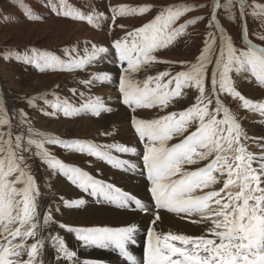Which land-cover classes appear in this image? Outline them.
I'll use <instances>...</instances> for the list:
<instances>
[{
    "label": "snow or ice",
    "instance_id": "6c2138e0",
    "mask_svg": "<svg viewBox=\"0 0 264 264\" xmlns=\"http://www.w3.org/2000/svg\"><path fill=\"white\" fill-rule=\"evenodd\" d=\"M49 6L58 16L86 21L97 28L101 27L100 21L109 19L103 12L86 14L68 10L63 0L60 7L55 3ZM109 8L111 29L116 26L118 16L144 14L151 11L152 6L110 5ZM197 8H209L208 15L194 16L177 26L181 17ZM248 8L251 13L246 11ZM221 9L231 22H236L238 11L242 47L235 45L221 24ZM249 14L264 24V4L256 3V0L251 3L249 0H208L201 4L170 5L160 9L150 22L111 42L123 69L119 81L122 103L133 111L136 108L167 109L170 104L186 97L185 89H195L197 93L194 102L185 109L168 112L156 119L133 117L132 120L139 138L147 141L143 162L157 209L151 222L153 226L160 219L159 209L183 214L184 218L197 217L191 222L206 226L201 235L171 231L157 233L154 227H150L145 264H264V138L260 141L259 154L249 151L246 143L249 138L241 123L220 98L221 94L231 96L240 101L243 108L264 116V100L246 98L233 78L234 74L244 75L264 86V46L249 38ZM26 16L28 19H43L30 11ZM204 20H207V31L202 50L194 62H170L157 56L160 49L187 35L189 25ZM252 35L264 41V33L254 32ZM89 43L90 49L87 47ZM31 52L33 55L17 54L15 58L39 70L59 66L68 71H86L101 54H107L109 48L86 42L81 56L77 47H65L63 52L67 59L36 48H31ZM125 63L126 67H123ZM156 63H179L183 70L175 74L165 70L146 75L142 82L133 81V74L141 70L147 72ZM89 77L79 83L91 88L95 82L110 79L108 73H90ZM71 91L75 94L77 90ZM48 95L46 92L26 96V103L34 112L47 117L62 114L71 118L88 113L100 117L112 111L101 97H84L81 93L83 102L75 106L67 98L56 96L55 92L52 93L56 96L54 101L48 99ZM38 101H43L46 107ZM33 119L23 109L10 113L5 102L0 100V264H45L42 256L46 239L55 242L57 260L79 264L75 259L76 252L68 248L63 238L41 235L44 226L57 222L49 211L41 223L37 202L40 189L28 160L38 158L49 169L59 172L90 195L103 197L120 207L134 203L137 209L147 212L139 199L114 185L94 179L79 167L63 163L46 145L86 153L117 168L125 167L128 162L113 156L111 150L129 153L136 149L115 143L98 145L86 139H63L35 129ZM174 137H181L180 142L169 146L168 142ZM205 161L203 167L194 170L186 167ZM60 199L65 207H79L85 203L83 199ZM59 227L74 232L85 246L107 247L113 243L123 256L136 264L126 247L128 242H134V225L109 229L73 228L59 223Z\"/></svg>",
    "mask_w": 264,
    "mask_h": 264
},
{
    "label": "rangeland",
    "instance_id": "374dc122",
    "mask_svg": "<svg viewBox=\"0 0 264 264\" xmlns=\"http://www.w3.org/2000/svg\"><path fill=\"white\" fill-rule=\"evenodd\" d=\"M122 1H131V7H134V3L140 4L141 1H150L152 9L151 11L144 14H127L124 16H118L115 21L116 26L110 29V24L112 23V14L110 12L109 6L118 5L116 0H63L64 5L67 6V9L73 12L80 11L86 14H91L93 12L105 13V15L109 17V19L100 21V28H97L94 25H90L86 21H80L72 19L70 17L56 15L51 10L49 5L51 3H55L57 7H60L61 0H0V100H3L5 102L8 111L11 113L16 109H23L25 112L29 113L31 117L34 118L33 127L35 129L51 133L63 139H86L98 145H108L113 143L123 145V143L130 142L137 144V146L139 147H137V150L140 149L141 151H145V143L147 141L146 139L142 141L139 138V135L135 132L132 125L133 117L139 118L140 115L143 114V112L147 111L151 117L149 119H156L160 116L166 115L168 112L185 109L194 102V97L197 93L195 89H185L184 91L187 93L186 97L179 100L178 102L170 104L167 109L153 107L151 109L136 108L135 111H133L131 107L122 103V95L119 92V81L121 75L123 74V69L115 53V50L111 48V42L117 38L123 37L127 31L139 28L142 25L150 22L162 8L170 5L207 3L208 0ZM249 3H251V0H249ZM256 3L264 4V0H256ZM137 6L140 5H136L135 7ZM29 11L32 15L41 16L43 17V19H28L26 13H28ZM246 11L251 13V8H248ZM208 13L209 8H197L181 17V19L177 22V26L179 24H183L185 21L194 16H207ZM236 15V22H231L226 18L224 10L221 9L219 12V19L221 24L232 36L235 45L237 47H242L243 41L241 39V24L238 11ZM63 22L66 24H80L81 30H79L77 25L66 26L63 24ZM119 25H124L125 27L121 28L119 27ZM206 25L207 20L189 25L186 29V32L188 33L187 35L178 37L175 40L174 44L170 45L167 48L160 49L156 53L157 56L161 60L170 62H194L196 57L202 50V41L207 31ZM247 27L249 30V38L252 39L254 43L264 46V41H261L252 35V33L254 32L264 33V24H262L259 19H254L253 16L249 14L247 16ZM85 33H87V36L84 35ZM97 35H102V37H99ZM86 42H92L99 46H106L109 48V52L107 54H101L97 61H94L87 67L86 71H68L61 69L59 66L39 70L36 67L32 65H26L22 61L15 58L17 54L33 55V53L31 52V48H36L41 51L54 53L55 55L61 57V59H67V57L64 55L63 49L65 47L71 48L73 46L77 47L79 55L83 56ZM87 47L90 49L91 44H87ZM72 55L75 56L76 53H73ZM8 56H10L11 58H5ZM123 67H126V63L123 65ZM103 68L105 70L110 68V71H105ZM101 69L103 70L100 73H108L110 75V79L108 81H105V83L99 84L95 82L91 88L79 83V81L81 80L89 79L90 73H97L101 71ZM165 70L170 71L172 74H175L176 72L183 70V67L179 63H156L153 64V66L149 68L146 73L144 70H141L138 73L133 74L132 79L134 82H142L145 79L146 75H155L156 73ZM233 78L236 81L238 90L246 98L252 99L253 101L264 99V86L259 85L254 78L247 79L244 75L235 74L233 75ZM172 87H174V85ZM71 89H76V93L74 94ZM46 92L49 94L48 99L50 100L54 101L56 99V96H59L60 98H67L75 106H79L83 102L80 95L81 93H83L84 97H101L104 104L112 109L111 112L119 110L118 116L122 117H119V119L116 118L117 120L115 123H113L112 126H110L109 124L101 126V124L98 122L100 121L101 117H104V115H108L107 112V114L103 113L100 117H96L90 113L80 114L76 117L71 118H65L62 114L58 117H47L42 114H38L37 112H34L31 108H29L25 99L26 96L40 95ZM53 92L56 93V96L52 95ZM220 98L223 104L229 107L231 112L236 115L239 122L241 123L243 131L247 134L249 138L246 142L248 150L253 153L259 154L261 152L260 141L261 138H264V116H262L259 112L243 108L241 102L233 99L231 96L221 94ZM38 103L41 104V106L46 107L45 105H43V101H38ZM112 117L113 116H111V118ZM13 123L15 124V120L13 121ZM107 133H111L112 135ZM118 135H121V137H118ZM115 137H117V139H115ZM180 139L181 137H174L171 141L168 142V145L179 143ZM46 147H48L51 152L63 163L79 167L88 174L92 173L93 176L91 175V177H93L94 179L102 181L105 184L114 185L116 188L122 191L127 190L121 187V185H119L115 181H107L105 179V174L101 176L102 169L111 168L110 170H116L119 174H129L131 176L132 174H139L142 176V173L144 171L141 165L137 164L131 159H127L118 155V153L114 151V149L111 150V154L121 160L127 161L128 164L125 167L117 168L104 160L89 156L86 153L68 151L58 145H46ZM140 155L141 152L139 151L137 153V157H139ZM28 163L31 165V171L34 174L36 182L39 185L40 189V195L37 198V202L39 206L38 211L41 216V223L44 214L49 211H51L54 220L57 222L50 223L49 225L44 226L41 235L45 238H47L49 234H51L52 236L58 235L59 237L64 238L65 242H67V240L73 239L76 240L79 244H82V242H80L76 238L74 232H70L66 228L59 227V223H63L64 225L73 228H87V224H85L84 222L75 220L74 218L72 219L71 217H68L63 213V211L72 209V207H65L60 197L64 196L63 198L69 201L76 199L74 195H67L63 193V191H58L57 189H55V181L61 183V185L69 186L78 195L80 194L82 196L88 197L90 201L95 200V203L97 202L96 204L98 205L108 204L111 207L114 205L113 207L118 209V204H109L103 199V197L93 196L90 195L89 192H84L79 187L72 184L69 180H67L65 176H63L59 172H54V170L49 169L46 165L41 163L38 158L30 157ZM204 163H207V161L199 163L197 165H190L186 167L188 168V170H193L197 166L203 167ZM253 166L255 167L256 165L254 164ZM103 172H105V170H103ZM101 177H103V179ZM150 184L149 189L151 188ZM140 201L143 202L147 209L151 207V205L147 201H144L143 199H140ZM57 208H59V211H56ZM74 208H80V206ZM74 208L73 210H75ZM180 216L183 215L180 214ZM151 219L152 217L146 219V222H144L142 218L143 222H131L134 224L136 229L133 235L134 242H128L126 246H132L133 248H135V246L141 247L140 253L142 252V254L139 257H133L130 254L134 258L136 264H145L148 246V229L150 227H154L157 233H167L160 231L159 227L156 224L153 226V224L151 223ZM184 219L189 222L194 220L193 217ZM94 225H100V228L109 229H121L132 226L130 224L112 226L111 224L97 223H95ZM105 225H108L110 227H105ZM139 230L144 231L142 236L137 235V233L140 232ZM54 243L55 242L53 240H45V246L42 256L45 264H61V260H57V251L56 248L53 247ZM85 247L91 250H99L95 253L98 260L97 262H94L92 264H107V262H105L104 260L106 258H102L100 255L101 251L121 254L119 249L111 248L116 247V245L113 243H110L107 247H99L95 245H89ZM49 248L53 249L50 250ZM24 258L26 259L27 257ZM82 259L83 261H85L86 258ZM123 260L124 264H132V262L127 257H123ZM63 261L64 260H62V264Z\"/></svg>",
    "mask_w": 264,
    "mask_h": 264
},
{
    "label": "bare ground",
    "instance_id": "6f19581e",
    "mask_svg": "<svg viewBox=\"0 0 264 264\" xmlns=\"http://www.w3.org/2000/svg\"><path fill=\"white\" fill-rule=\"evenodd\" d=\"M116 2L118 3V2H123V1L122 0H116ZM123 3H125V2H123ZM63 24L66 25V26L77 25L79 30H81V25L80 24H77V23L66 24L64 22H63ZM86 34L87 33H85L84 35H86ZM97 36H99V37L101 36L102 37V35H97ZM157 65H159V64H157ZM104 68H105V66H104ZM103 69H101V71H99L97 73L102 72ZM109 69L110 68H108L106 70L104 69V70L105 71H110ZM149 72H150V70H149ZM97 83L102 84V83H105V81L104 82H97ZM107 107H109V106H107ZM116 109H118V108H116ZM119 109H120V107H119ZM107 113H108L107 116L104 115V117H101L100 121H98L101 124V126H104L105 124H109L110 126H112L113 123H115L116 120L119 119V117L120 118L122 117V116H118L119 115V110H115L113 112H110V113L107 112ZM146 115H148V116H146ZM111 116H113V117L111 118ZM139 118L140 119H145V120H150L149 118H151V117H150L149 113L147 111H145V112H143L142 115H140ZM250 122H252V121H250ZM77 132H79V131H77ZM113 132H115V131H113ZM118 137H121V135H118ZM115 139H117V137H115ZM123 145L127 146V147H130V148H135L136 151L135 152H129V153H120V152L116 151L115 149H114V151H116L118 153V155H120L122 157H125L127 159H131V160L135 161L137 164L141 165V167H143V169H144V171L142 173L143 177L141 175H139V174H132V176L129 175V174L128 175L119 174L116 170H110L111 168L102 169L101 170V173H102L101 176H103L105 174V179L107 181H109V182H114L115 181L116 183L121 185V187H123L124 189L127 190V191H123V192L129 193L131 196L135 197L136 199H139V200L143 199L144 201H147L151 205V207L149 209H147V212H145V211L142 212L140 209H137L134 203H130L129 207H121L120 208L118 206V209L114 208L113 207L114 205L112 207L109 206L108 204L98 205V204H96L97 202L95 203V200L90 201L88 197L82 196L80 194L78 195L69 186L61 185V183L55 181L54 182L55 189H57L58 191H63V193H65L67 195H74L75 199H83L85 201V203L83 205H81L80 208L72 207V209L63 211L64 214H66L68 217H71L72 219L74 218L75 220H80V221L84 222L85 224H87V228H100V225H94L95 223H97V224H111L112 226L113 225L130 224V225L133 226L134 222L135 223L140 222V221H142V218H143V221L146 222V219H149L150 217H152V219H151V222H152V220L154 219V214L157 211V209H156L155 204H154L155 200L152 197L151 191L149 189L150 180L148 179L147 169L145 168L144 162H143V155H144L145 151H141L140 149L137 150L138 146H137V144H134V143L126 142V143H123ZM139 151L141 152V155L139 157H137V153ZM197 167H199V166H197ZM103 170H105V172H103ZM89 174H90V176L92 175V173H89ZM101 178L103 179V177H101ZM70 199H72V198H70ZM106 202L109 203V204L111 203V202H108V201H106ZM113 204H116V203H113ZM73 208L75 210H73ZM159 215H160V219L156 222V225L159 227L160 231H163V232L171 231V232L177 233V234H188V235H201V234L205 233L206 226L204 224L194 223V222L191 223L189 221H186L183 218V216L176 215L175 213L169 212V211H167L165 209H159ZM193 218L197 219V217H193ZM131 222H133V223H131ZM106 226H108V225H105V227ZM108 227H110V226H108ZM144 228H146V227H144ZM64 231H62V232H64ZM143 233H144V231H140V232L137 233V235L138 236H142ZM67 242H66V244H67L68 248L70 250H73V251L76 252L77 255H76L75 259H76V261L79 262V264H92L94 262H97L98 259L96 258V254L95 253L97 251H99V250L87 249L83 244H81V243L79 244L76 240H73V239L67 240ZM126 247H127V251L133 257H139L142 254V252L140 253L141 247H138V246H135V248H133L132 246L131 247L130 246L129 247L126 246ZM111 248L112 249H119L118 247H111ZM49 249L52 250L53 248H49ZM100 255H101L102 258H106L104 260H105V262H107V264H116V263L117 264H124L123 257H125V256H122V254L101 251ZM80 256H81V258H80ZM82 258H84V259L86 258L85 261H83ZM61 264H62V260H61ZM63 264H69V262L63 261Z\"/></svg>",
    "mask_w": 264,
    "mask_h": 264
},
{
    "label": "crops",
    "instance_id": "0c3cea01",
    "mask_svg": "<svg viewBox=\"0 0 264 264\" xmlns=\"http://www.w3.org/2000/svg\"><path fill=\"white\" fill-rule=\"evenodd\" d=\"M123 2H125V3H123ZM123 2H118L119 4L118 3L117 4L118 5H127V6H131L132 5L131 1H123ZM141 2H140V4L134 3L133 6L135 7L136 5H151L150 1H141Z\"/></svg>",
    "mask_w": 264,
    "mask_h": 264
},
{
    "label": "water",
    "instance_id": "95a60500",
    "mask_svg": "<svg viewBox=\"0 0 264 264\" xmlns=\"http://www.w3.org/2000/svg\"><path fill=\"white\" fill-rule=\"evenodd\" d=\"M170 146V145H169Z\"/></svg>",
    "mask_w": 264,
    "mask_h": 264
}]
</instances>
